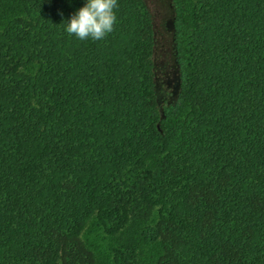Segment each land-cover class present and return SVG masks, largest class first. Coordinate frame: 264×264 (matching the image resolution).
<instances>
[{
  "label": "trees",
  "instance_id": "16d2710c",
  "mask_svg": "<svg viewBox=\"0 0 264 264\" xmlns=\"http://www.w3.org/2000/svg\"><path fill=\"white\" fill-rule=\"evenodd\" d=\"M0 0V264H264V0Z\"/></svg>",
  "mask_w": 264,
  "mask_h": 264
},
{
  "label": "rangeland",
  "instance_id": "374dc122",
  "mask_svg": "<svg viewBox=\"0 0 264 264\" xmlns=\"http://www.w3.org/2000/svg\"><path fill=\"white\" fill-rule=\"evenodd\" d=\"M150 8L154 13V22L157 32L158 44L155 52L157 64V79L158 90L163 99L169 101L173 97L174 79L171 70L173 48L170 45L173 43V32L175 22V10L171 0H147ZM170 47V48H169ZM166 65H168L166 67ZM166 70V73H165ZM170 78V82L166 79ZM169 88V89H168Z\"/></svg>",
  "mask_w": 264,
  "mask_h": 264
},
{
  "label": "clouds",
  "instance_id": "9594fccd",
  "mask_svg": "<svg viewBox=\"0 0 264 264\" xmlns=\"http://www.w3.org/2000/svg\"><path fill=\"white\" fill-rule=\"evenodd\" d=\"M116 5L117 0H84L83 5L63 21L65 31L80 40L103 39L116 22Z\"/></svg>",
  "mask_w": 264,
  "mask_h": 264
},
{
  "label": "flooded vegetation",
  "instance_id": "af4514ba",
  "mask_svg": "<svg viewBox=\"0 0 264 264\" xmlns=\"http://www.w3.org/2000/svg\"><path fill=\"white\" fill-rule=\"evenodd\" d=\"M170 41H172L173 43L170 45V47H174L173 45H174V40H172V38H171V40ZM169 47V48H170ZM171 55H172V58H171V61H172V64H171V66L169 65H166V67L168 66L169 68L168 69H170L171 70V73L173 74V79H174V81L177 79V75H178V71H177V66H176V60H175V55L173 54V53H171ZM157 65V64H156ZM165 73H166V70H165ZM168 82H170L169 80H170V78L168 77L167 79H166ZM169 89V88H168Z\"/></svg>",
  "mask_w": 264,
  "mask_h": 264
}]
</instances>
